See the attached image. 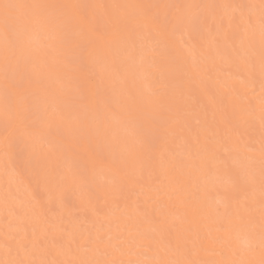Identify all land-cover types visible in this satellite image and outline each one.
I'll list each match as a JSON object with an SVG mask.
<instances>
[{
  "label": "bare ground",
  "instance_id": "obj_1",
  "mask_svg": "<svg viewBox=\"0 0 264 264\" xmlns=\"http://www.w3.org/2000/svg\"><path fill=\"white\" fill-rule=\"evenodd\" d=\"M3 2L86 7L63 41L0 28V259L259 264L261 0Z\"/></svg>",
  "mask_w": 264,
  "mask_h": 264
},
{
  "label": "snow or ice",
  "instance_id": "obj_2",
  "mask_svg": "<svg viewBox=\"0 0 264 264\" xmlns=\"http://www.w3.org/2000/svg\"><path fill=\"white\" fill-rule=\"evenodd\" d=\"M86 6L76 5L70 3L64 4H49V3H27V2H3L0 3V28L3 29L6 36H12L22 39L27 36L30 28L34 25L47 26L51 25L57 33L58 38L63 41L65 36L72 31L73 20L81 15L82 9ZM144 10V14L148 15L151 8L160 7L156 5H138L135 6ZM168 7V6H164ZM249 7H255L250 5ZM260 56H261V73L264 74V0H261L260 5ZM153 22H159L158 17H152ZM172 24H178L180 18L174 17L168 21ZM251 23V18H249ZM252 47L255 43V34L249 33L243 38ZM249 70H251V62L249 61ZM7 72H8V56H5V89L7 90ZM55 180V177H48ZM250 182L254 183V177L249 175ZM261 198L260 205L261 214V252L264 255V126H262V144H261ZM6 243L4 244L5 258L0 259V264H125L124 261L109 259L98 261L89 259L87 257H77L72 260H56L48 259V249L46 245L33 243L31 250L26 251L24 256L19 255V252L8 243L13 239L6 235ZM93 244L101 243L99 237L95 241H90ZM82 246H78L76 251L79 252ZM14 251L16 254L14 255ZM131 264V262H128ZM141 264V262H136ZM154 264H204V262L191 260V259H178V258H157ZM211 264H220V262H211ZM229 264H252L251 261L237 260L231 261ZM259 264H264V259H261Z\"/></svg>",
  "mask_w": 264,
  "mask_h": 264
}]
</instances>
